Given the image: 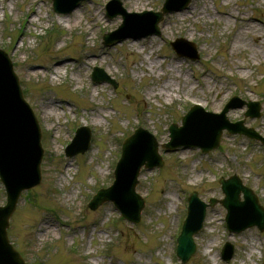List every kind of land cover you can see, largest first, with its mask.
I'll return each instance as SVG.
<instances>
[{"label":"rangeland","instance_id":"rangeland-1","mask_svg":"<svg viewBox=\"0 0 264 264\" xmlns=\"http://www.w3.org/2000/svg\"><path fill=\"white\" fill-rule=\"evenodd\" d=\"M108 1L85 0L70 13L57 14L51 0H0V47L27 89L25 97L39 118L44 146L42 182L22 193L8 228L9 241L27 264L178 263L177 237L188 196L196 190L206 202L223 198L221 176L237 174L264 205V144L225 132L219 147L209 153L160 146L164 167L143 168L137 182V193L146 200L140 223L120 218L111 202L96 210L87 206L92 194L112 184L121 145L133 130L142 126L160 144L168 142L170 124H181L193 104L221 112L233 95L259 101L260 118L245 117L247 107L231 109L227 116L230 121L245 119L264 136V28L259 21L264 0H192L186 9L165 16L160 35L105 46L103 34L122 23L120 15L107 16ZM121 1L129 12L160 10L164 2L139 0V8L130 10V1ZM77 15L79 22L73 20ZM240 15L257 23L260 40L244 30ZM93 19L97 23L89 27ZM53 29L59 34L51 36L56 38L50 37L47 46L41 36ZM177 37L194 41L200 59L177 56L171 47ZM64 59L72 64L63 67L60 76L49 71ZM94 66L118 80V89L94 82ZM218 90L221 96L215 92L209 98H220L219 108L206 106L205 93L208 98L209 91ZM47 103L55 104L54 112H46ZM82 125L92 130L90 149L68 157L65 147ZM103 169L106 173L101 174ZM5 202L0 180V204ZM225 215L221 204L208 207L188 264H264V231L252 227L230 232ZM226 242L235 245L229 262L220 251Z\"/></svg>","mask_w":264,"mask_h":264},{"label":"water","instance_id":"water-1","mask_svg":"<svg viewBox=\"0 0 264 264\" xmlns=\"http://www.w3.org/2000/svg\"><path fill=\"white\" fill-rule=\"evenodd\" d=\"M54 1H56L55 11L68 12L74 9L81 0H74L68 9H63L60 6L59 0ZM189 1L184 0L176 9L185 7ZM116 3L121 4L119 0H113L110 2V8ZM171 10V7L165 5L163 12L154 13L156 17L151 26L152 29L149 30L148 34L160 32L158 22L166 12ZM121 11L124 14V18L127 19L128 14L126 11L124 9ZM115 14L113 13L112 15ZM145 14H148V12H145ZM116 33L117 31L105 36L107 44L121 41L128 36L116 37ZM181 43H186V40L177 39L173 42V46L184 55L192 58L198 57L193 43H188L193 46V54L183 52L180 46ZM0 67V174L8 193L7 205L0 207V264H25L20 254L14 251L15 249L8 241L6 229L9 225V218L17 206L21 191L34 187L41 182V170L39 167L43 157V149L40 146L41 132L33 110L22 96L20 83L13 71L12 62L1 50ZM94 76L95 80H106L117 86V83L111 77L106 76L102 69L96 70ZM242 104H245V101L239 102V99L235 97L226 105L221 114L206 112L200 105H195L184 116L183 122L185 126L182 129L178 128L176 124L172 125V140L165 146L174 149L181 144L176 139L187 128L194 114L201 117L220 118L224 123L217 126L207 143L186 142L184 144L201 145L205 151H209L219 145L224 128H227L229 133H246L248 136H255L264 141V138L254 132L253 129L243 127V121L230 123L225 116L229 108L242 106ZM247 105L250 106V110L246 115H260L259 103L249 102ZM90 139L91 133L88 128L83 127L79 129L77 136L66 149L67 154L71 156L78 152H85L89 147ZM124 142L123 155L115 172V182L111 187L100 190L89 206L95 209L101 203L103 204L104 201L113 200L127 218L138 222L140 220L141 209L144 205L143 199L134 193L140 169L143 165L152 168L155 165L161 166L163 165V161L158 154V143L155 137L143 128L138 129L134 135ZM222 182V189H224L227 196L221 202L229 209L228 224L230 230L241 231L254 224H258L261 229H264V209L258 203V198L253 191L244 187L237 176L230 177L227 181L222 180ZM242 191L245 193L246 198L244 202H241L239 198ZM189 201V216L184 221L183 232L178 242L177 253L182 259L180 264H186L196 251L193 235L202 229L207 207V204L198 198L197 192L192 194ZM215 202L216 200H212V204ZM239 220H245L246 223L240 226L237 224ZM224 251V257L229 259L232 256L233 246L226 244Z\"/></svg>","mask_w":264,"mask_h":264},{"label":"bare ground","instance_id":"bare-ground-1","mask_svg":"<svg viewBox=\"0 0 264 264\" xmlns=\"http://www.w3.org/2000/svg\"><path fill=\"white\" fill-rule=\"evenodd\" d=\"M130 1V7H129V9L130 10H132V9H137V8H139V0H129ZM82 11V14L84 13V11H85V9H81ZM96 14H98L99 15V20H102V16L100 15V11H96L95 12ZM233 13H229V15H232ZM239 18H240V20H241V22L244 24V26H245V28H244V30H246L248 33L250 32V33H253V34H256V28H257V23L256 22H252V19H249L248 17H243V16H239ZM73 20H75L76 22H79V21H81V17H79L78 15L73 19ZM260 21V26L261 27H263L264 28V16H263V19H261V20H259ZM71 22V21H70ZM96 24L97 23V19H93V20H91V22H90V26L89 27H92L91 25L92 24ZM167 28L169 29V28H171V25H167ZM261 37L262 36H260V35H258V34H256V39H261ZM94 57L95 58H102V59H104L105 60V57H104V55H102V54H95L94 55ZM88 60H90L89 58H86L85 59V61L86 62H88ZM71 62H69V59H64V60H62L61 61V64H60V66L59 67H57L55 70L54 69H52V68H49V71L51 72V71H54V73H56L57 74V76H60L61 75V72H62V69H63V67H69V66H71ZM38 72L36 71L34 74H37ZM217 93V97H219V96H221L222 94H223V92H221V90H218V91H209V94H208V98H207V94L205 93V96H206V106H210L211 108H215V109H218L219 108V106H217V102H218V100L220 99H218V100H216L215 98H209V95L211 96L212 95V93ZM45 108H46V112H48L49 110L50 111H55V109H56V107H55V104L54 103H47V105H45ZM105 116V114L103 115V114H99V116ZM106 116H108V115H106ZM105 169H103L101 172V174H104V173H106V171H104ZM201 176V175H200ZM213 221V218H211L210 219V222H212Z\"/></svg>","mask_w":264,"mask_h":264}]
</instances>
